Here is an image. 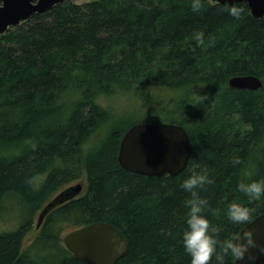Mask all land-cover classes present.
<instances>
[{
  "label": "trees",
  "instance_id": "trees-1",
  "mask_svg": "<svg viewBox=\"0 0 264 264\" xmlns=\"http://www.w3.org/2000/svg\"><path fill=\"white\" fill-rule=\"evenodd\" d=\"M192 3L70 1L0 35V220L25 206L12 227L0 226V264H85L62 237L93 222L125 237L117 264H191L183 245L191 195L180 186L204 170L214 182L197 191L221 239L246 225L228 219L229 204L255 209L252 220L264 213V196L250 202L238 189L264 180V16L243 2L235 3L245 9L239 19L222 11L226 4L203 0L196 13ZM237 75L262 85L232 89ZM159 90L172 92L161 108L186 130L192 155L176 176L129 173L117 152L132 124L109 128L104 101L130 94L150 102ZM81 181L84 192L51 209L29 240L34 213L59 187Z\"/></svg>",
  "mask_w": 264,
  "mask_h": 264
},
{
  "label": "water",
  "instance_id": "water-1",
  "mask_svg": "<svg viewBox=\"0 0 264 264\" xmlns=\"http://www.w3.org/2000/svg\"><path fill=\"white\" fill-rule=\"evenodd\" d=\"M71 0H0V35L9 29L43 14L54 6ZM217 4L246 3L254 18L264 16V0H210ZM232 89L258 90L262 82L253 75H237L228 79ZM191 140L183 126L175 123H135L122 136L117 152L119 166L142 176H176L184 170L192 155ZM83 183L64 188L50 199L37 216L38 229L48 212L80 195ZM251 230L256 247L242 260L233 264H264V213L246 224L239 233ZM62 243L77 260L85 264H117L127 253L128 243L119 229L105 223L93 222L65 233Z\"/></svg>",
  "mask_w": 264,
  "mask_h": 264
},
{
  "label": "clouds",
  "instance_id": "clouds-1",
  "mask_svg": "<svg viewBox=\"0 0 264 264\" xmlns=\"http://www.w3.org/2000/svg\"><path fill=\"white\" fill-rule=\"evenodd\" d=\"M191 8L193 12H200L205 8L203 0H193ZM222 11H226L234 19H239L245 9L235 4L231 6L226 4ZM209 39L214 40L211 37ZM195 40L197 45L203 44L204 33L197 32ZM234 163H239V160L236 159ZM213 182L204 170L202 173L191 175L180 186L191 195L190 213L186 221L188 227L183 233L184 249L191 257V264H211L213 257L217 264H226V258L229 256L234 260H242L251 248L256 247L253 231L248 230L237 233L230 239H221L220 230L203 215L209 202L200 196L197 189H204L206 185ZM238 189L248 197L250 202L258 201L264 196V180L248 184L241 182L238 184ZM254 211L255 209L233 202L228 206L227 216L234 224H251ZM260 250L264 252V248Z\"/></svg>",
  "mask_w": 264,
  "mask_h": 264
},
{
  "label": "rangeland",
  "instance_id": "rangeland-1",
  "mask_svg": "<svg viewBox=\"0 0 264 264\" xmlns=\"http://www.w3.org/2000/svg\"><path fill=\"white\" fill-rule=\"evenodd\" d=\"M76 4H84L93 0H71ZM116 95L115 99L110 98L104 101L105 107L111 111L113 117L108 124V127L112 126H125L131 125L133 123H169L174 122L173 119V111L170 108L164 110L161 108V103H166V99L172 95V92L166 90L155 91V94L151 96L150 102L140 100L136 97H133L130 94ZM176 97V95H175ZM167 105V104H166ZM101 133H99L100 136ZM95 138H93L89 143L84 145L85 150L91 148L94 145ZM62 187H59L53 194L62 190ZM85 190V183H83V190L80 194H82ZM24 205L17 204L14 207L12 212L6 213L3 218L0 220V226L2 229H6L4 227H12L15 222H17L22 215L24 216ZM40 209L34 213L31 217L30 229L28 232L29 240L34 238L36 235L35 224L37 220V216ZM3 226V227H2ZM12 230V229H11ZM67 230L63 232L66 233Z\"/></svg>",
  "mask_w": 264,
  "mask_h": 264
},
{
  "label": "flooded vegetation",
  "instance_id": "flooded-vegetation-1",
  "mask_svg": "<svg viewBox=\"0 0 264 264\" xmlns=\"http://www.w3.org/2000/svg\"><path fill=\"white\" fill-rule=\"evenodd\" d=\"M75 183H76V182H74V183H72V184H69V185L63 187L62 189L67 188V187H69V186H71V185H73V184H75ZM82 183H83V182H82Z\"/></svg>",
  "mask_w": 264,
  "mask_h": 264
},
{
  "label": "bare ground",
  "instance_id": "bare-ground-1",
  "mask_svg": "<svg viewBox=\"0 0 264 264\" xmlns=\"http://www.w3.org/2000/svg\"><path fill=\"white\" fill-rule=\"evenodd\" d=\"M81 195V194H80Z\"/></svg>",
  "mask_w": 264,
  "mask_h": 264
}]
</instances>
